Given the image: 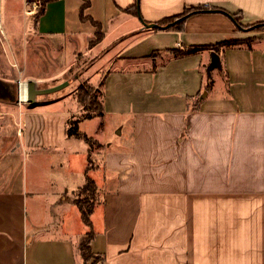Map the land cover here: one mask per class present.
Here are the masks:
<instances>
[{"label":"crops","instance_id":"1","mask_svg":"<svg viewBox=\"0 0 264 264\" xmlns=\"http://www.w3.org/2000/svg\"><path fill=\"white\" fill-rule=\"evenodd\" d=\"M81 4L49 2L34 28L32 53L59 79L74 67L72 48L93 37ZM197 6L208 11L189 15L179 32L141 22ZM85 14L103 32L88 48L92 67L107 60L101 119L118 117L116 136L126 139L91 136L100 145L89 154L84 141L67 138L77 113L67 96L17 113L0 103V264H82L88 231L101 264H264V30L232 18L264 21V0H89ZM107 35L125 42L103 46ZM248 38L219 54L226 90L187 103L205 91L209 51L175 59L166 50ZM81 151L89 167L79 180L69 158ZM85 177L97 191L91 227L82 222L81 231L73 200Z\"/></svg>","mask_w":264,"mask_h":264},{"label":"rangeland","instance_id":"2","mask_svg":"<svg viewBox=\"0 0 264 264\" xmlns=\"http://www.w3.org/2000/svg\"><path fill=\"white\" fill-rule=\"evenodd\" d=\"M26 1L29 0H0V78L10 81L19 80L21 83L34 81L38 89L51 87L62 83L64 79H59L61 71L57 69H49L46 71L37 57L33 54V49H36L35 43L39 40V37L34 32L33 16L28 19V16H25L24 14ZM92 39L93 37H91L90 40ZM90 40H88V42ZM88 42L87 46L83 45V47L80 48H72L70 62L74 67H71L72 69L70 70L69 75H67L64 80L69 81L70 83L65 88L48 95L37 96L33 105L28 104L26 101L14 103L12 106L11 103H0L8 105L6 108L7 110H10L11 107L14 111L16 109L15 113H17L19 105L22 107H32L48 101L53 102L57 100L58 97L63 96H67L73 101L72 94L77 85L82 81H87L91 86V95L102 98L104 87L100 85V82L102 80L101 75L104 73L107 66V60L105 59V62L101 63V65L98 64L92 67V61L94 60L93 56L95 53L88 52ZM111 42H117V37L107 35L105 42L102 44L103 46L109 44L122 46L125 39H122L118 43ZM38 78L42 79L41 82ZM212 80L213 83L209 92L213 96L221 95V93L226 90V87L222 84V77L217 70L212 71ZM203 92L204 91H202V93ZM199 95H201V93L197 94V96L191 99L189 103H196V99H198L197 97ZM117 121L118 117L111 115H108L104 121L101 118L83 120L79 125V129L88 136H96L98 139H103L104 137L102 136L106 135L105 138H109L108 140L119 143L120 141H125L126 133L121 137L116 136L115 131L117 129L115 128V125L117 124ZM69 159L73 162L72 173L74 177L78 172L79 180L82 179V169L89 165L87 153L81 151L79 155H73ZM51 174H59L60 176L68 175L70 173L61 169H53ZM78 226L81 231L87 230L81 220L78 222Z\"/></svg>","mask_w":264,"mask_h":264},{"label":"trees","instance_id":"3","mask_svg":"<svg viewBox=\"0 0 264 264\" xmlns=\"http://www.w3.org/2000/svg\"><path fill=\"white\" fill-rule=\"evenodd\" d=\"M55 0H40L41 8L38 12L33 16V27L36 28L39 18L42 16L44 12L45 6ZM89 7V0H82V4L80 7V16L81 20L85 21L88 19L94 28L93 39L88 42V48H92L96 44H98L103 38L102 27L100 23L92 20L90 17L86 16L85 10ZM211 11H216L217 9L212 8ZM129 12H137L136 4L132 8H128ZM208 11L207 7L197 6L192 8L185 9L181 14L175 15L172 17H165L156 23L158 25H166L169 24L165 31H175L179 32L183 29V23L185 19L192 14ZM233 21L236 23L237 27L242 29L246 28L249 31H263L264 30V21L255 23L248 26H243L239 23L241 15L235 14L232 16ZM147 23V22H146ZM152 31H160L158 28H153ZM251 39L245 40H231V41H223L217 43L215 45L208 46H189L183 47L179 49H169L166 50V53L171 55L172 58L178 59L187 56L195 55L201 51H214L217 54H220L222 49L241 47V46H249L251 43ZM154 54V53H153ZM102 85V81L100 82ZM212 84L205 85V91H209ZM73 101L75 104L76 114H72L65 123V136L67 138H75L80 139L85 142L88 146V153L92 151L95 146H99L100 144L93 139L91 136H88L86 133L82 132L79 129V124L83 120H89L93 118H101L103 116V104L102 98L91 95V86L87 83V81L80 82L74 93L72 94ZM196 97V96H195ZM195 97H186L187 103L195 98ZM198 99L196 103L199 102L201 95L197 97ZM188 105V104H187ZM88 167L86 170H88ZM97 187L93 180L89 177L85 178L84 184L77 190L75 198L73 200L74 205L79 210L81 220L86 227H91L90 215L93 210L95 195H96ZM93 234L91 231H88L86 234V238L84 241L78 246L79 256L82 264H101V258L99 255L93 254L90 250L89 242L92 238Z\"/></svg>","mask_w":264,"mask_h":264},{"label":"water","instance_id":"4","mask_svg":"<svg viewBox=\"0 0 264 264\" xmlns=\"http://www.w3.org/2000/svg\"><path fill=\"white\" fill-rule=\"evenodd\" d=\"M140 18V17H139ZM141 19V18H140ZM143 26L147 29L158 28L160 30H165L169 26L166 25H158L157 23H146L145 21L141 20ZM217 70L220 75H223L222 71V63L220 59V55L214 51H209V63L205 67V74L207 78L208 84L212 83V71ZM21 82L19 80H6L0 78V102L4 103H19V86ZM69 84V81H63L57 85L38 89L36 87V83L34 81H27L26 82V89H27V96L26 102L28 104L33 105L35 103V98L40 95H48L54 92H58L59 90L65 88ZM207 91H204L201 94V97L206 96Z\"/></svg>","mask_w":264,"mask_h":264},{"label":"built area","instance_id":"5","mask_svg":"<svg viewBox=\"0 0 264 264\" xmlns=\"http://www.w3.org/2000/svg\"><path fill=\"white\" fill-rule=\"evenodd\" d=\"M41 8L40 0H29L25 3L24 14L25 16L31 17L34 16L38 10ZM17 133H20V129H18Z\"/></svg>","mask_w":264,"mask_h":264},{"label":"bare ground","instance_id":"6","mask_svg":"<svg viewBox=\"0 0 264 264\" xmlns=\"http://www.w3.org/2000/svg\"><path fill=\"white\" fill-rule=\"evenodd\" d=\"M26 96H27L26 83H21L20 92H19L20 101H26Z\"/></svg>","mask_w":264,"mask_h":264}]
</instances>
